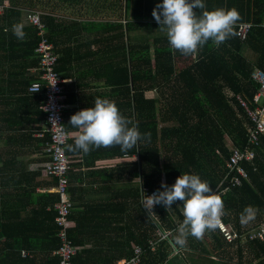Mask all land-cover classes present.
Segmentation results:
<instances>
[{
    "label": "trees",
    "instance_id": "trees-1",
    "mask_svg": "<svg viewBox=\"0 0 264 264\" xmlns=\"http://www.w3.org/2000/svg\"><path fill=\"white\" fill-rule=\"evenodd\" d=\"M209 1L221 4V7L236 8L238 20L255 26L245 40H240L236 37L235 25L241 22H236L231 36L223 43L216 45L209 40L193 52L183 54L169 45L166 33L151 39L141 38L140 32L152 26L148 18L152 17V8L158 0H77V4H82L80 7L68 0H0V50L5 62L38 70L41 57L37 47L44 39L55 58L53 70L62 79L61 66L67 61L65 52L59 49L56 33L76 28V37L82 39L78 49L86 51V59L91 57L90 73L95 72L98 79H104L105 86L111 89L109 96L119 111L128 107L130 126L134 124L141 133H149L129 149L130 155H137V160L131 159L130 174H140L144 188L150 193L158 192L162 190V183L171 185L180 174L187 172L198 174L221 196L224 205L221 218L232 225V228L228 227L235 234L234 240L227 242L216 227L206 229L200 238L189 235L186 243L178 246L174 237L183 220L179 212L182 208L178 206L181 201L177 199L170 208L155 204L152 214L159 218V228L165 226L172 233L152 250L148 240L155 238L152 233L157 226L146 214L144 234H131L130 237L131 243L142 248L141 264H264V241L253 239L241 244L242 238L264 222V135L254 147L252 161L242 164L248 179L242 180L238 187L221 192L227 186L224 178L230 148H243L252 127L237 96L246 101L252 99L258 85L251 75L255 68H264V29L259 27L264 20V0ZM68 8L76 10L77 16L71 17L74 20L64 21L57 17ZM22 12L28 27L23 29L25 39L18 40L11 28L14 23H19ZM29 15H37L43 29L29 22ZM154 22L153 27L160 28L157 21ZM40 30H43L42 34ZM244 48L256 54L255 63L243 56ZM38 72L35 79L26 82V89L30 94L43 95L45 101L43 90L29 91L31 83L40 79ZM62 85L64 89L63 82ZM151 92H155L156 97H147ZM45 147L47 164L49 157ZM136 197L138 203L139 196ZM246 205H253L257 209L256 215L241 224L240 213ZM53 211L55 229L49 237L56 238L52 249L57 250L59 228L57 212ZM171 212L176 214L179 222L173 220L174 213ZM70 215L71 211L67 215V235L76 251L69 233ZM1 232L7 239L11 238L9 231ZM33 244L36 248L37 237ZM18 249V252L21 249L32 251L22 244ZM132 252L130 246L125 260L133 255ZM14 255L19 258L20 254ZM58 262L57 255L49 261L50 264Z\"/></svg>",
    "mask_w": 264,
    "mask_h": 264
},
{
    "label": "crops",
    "instance_id": "crops-1",
    "mask_svg": "<svg viewBox=\"0 0 264 264\" xmlns=\"http://www.w3.org/2000/svg\"><path fill=\"white\" fill-rule=\"evenodd\" d=\"M76 1L68 0V3L80 7L82 4ZM204 3L209 11L221 7L209 0ZM203 10L197 9V14ZM72 16H77L73 8L57 14L64 21L74 20ZM18 20L23 29L28 27L23 12ZM76 35L75 27L56 33L59 49L65 52L67 61L61 66L60 75L66 94L63 115L70 165L68 196L73 204L69 233L77 247L74 264L121 263L128 256L129 247L136 245L130 241L131 234H144L146 214L157 226L152 233L153 240L160 242L157 231L166 228H159L160 220L152 214L155 204L150 210L144 207V197L150 192L143 187L140 174H130V162L137 160L136 154L130 155L129 149L121 152L119 145L95 147L87 154L68 148V145L75 147L74 138L78 134L69 124L70 116L91 107L98 96L113 100L104 79H98L95 72L90 73L91 57L86 59V51L78 49L82 39ZM242 53L248 61L256 62V54L250 49L244 48ZM3 57L0 50V264H50L52 257H56V249H52L56 238L49 237L55 229V213L51 208L58 199L54 191L56 181L45 172L44 147L48 134L44 96L30 94L26 89V82L35 79L39 72L36 67L5 62ZM149 94L147 97H153ZM120 112L130 122L128 107ZM179 212L183 215L182 209ZM172 218L179 222L175 213ZM225 224L232 226L229 222ZM2 230L9 231L11 238L4 237ZM35 237L36 248L32 245ZM246 240L251 241L242 238L241 244ZM21 244L32 251L18 252ZM14 253L20 254L19 258Z\"/></svg>",
    "mask_w": 264,
    "mask_h": 264
},
{
    "label": "clouds",
    "instance_id": "clouds-1",
    "mask_svg": "<svg viewBox=\"0 0 264 264\" xmlns=\"http://www.w3.org/2000/svg\"><path fill=\"white\" fill-rule=\"evenodd\" d=\"M194 9H204L198 15ZM152 16L166 32L169 45L183 54H189L209 40L216 45L228 39L233 25L239 19L236 8L218 7L206 10L204 0H158ZM12 32L23 39L25 32L22 23H14ZM69 124L78 130L74 146L69 150H80L87 154L92 148L119 145L124 152L149 133H141L121 114L115 102L109 98L96 97L93 105L81 109L70 116ZM157 193L144 197V207L151 209L153 204H163L170 208L177 199L181 201L183 220L178 225L174 243L183 246L189 235L200 238L206 229H215L221 224L223 201L219 194L210 188L206 180L198 174H180L173 184L162 183ZM257 209L246 205L240 213V223L254 219Z\"/></svg>",
    "mask_w": 264,
    "mask_h": 264
},
{
    "label": "built area",
    "instance_id": "built-area-1",
    "mask_svg": "<svg viewBox=\"0 0 264 264\" xmlns=\"http://www.w3.org/2000/svg\"><path fill=\"white\" fill-rule=\"evenodd\" d=\"M28 20L43 29V25L40 23L37 15H29ZM235 26L236 37L240 40H245L255 25L251 22H241ZM259 27L264 29V20L259 24ZM42 33L43 30H40V34ZM37 52L41 57L40 67L38 69L40 71V79L31 83L29 91L38 92L43 90L45 94L43 110L45 112V131L49 137V142L45 147V152L49 157V162L45 166V172L50 177L56 179L54 191L58 196L57 201L53 205V209L57 212L56 223L59 228L57 237L60 240V245L55 251V254L59 258L58 264H72V258L76 251L67 235V215L71 211L73 204L68 196V173L70 166L66 153L68 134L63 115L65 108L64 100L66 97L62 85L63 80L53 70L55 58L50 52V45L47 41L42 39L39 42ZM251 77L258 85L257 92L251 100L246 101L240 96H237V99L252 122V127L248 131L246 145L243 148H230L231 154L226 167L227 175L224 178L227 181V186L221 192L229 190L230 187H238L241 185L242 180L248 179V174L242 164L252 161L255 157L254 147L259 145L260 136L264 135V68L254 69ZM154 193L157 192L153 191L149 195ZM217 228L227 242L235 239V234L223 222L222 218L221 224ZM171 232L158 230L159 240L162 241L168 238ZM244 238L249 240H264V224ZM158 242L155 240L149 242L152 250L155 249ZM132 251L133 255L128 260L117 264H141L142 248L135 245L132 246Z\"/></svg>",
    "mask_w": 264,
    "mask_h": 264
},
{
    "label": "rangeland",
    "instance_id": "rangeland-1",
    "mask_svg": "<svg viewBox=\"0 0 264 264\" xmlns=\"http://www.w3.org/2000/svg\"><path fill=\"white\" fill-rule=\"evenodd\" d=\"M153 8H152V10H153ZM195 10H197V9H194V11ZM143 13H145V10L143 11ZM152 17L148 18V20L152 22V26L149 27L148 29L140 32V35H141V38L142 39H147V38L151 39L153 37L160 36V35H164L166 33L165 30L163 29V27H160V28L153 27V25L156 24V23L154 22L155 21L154 17L153 18ZM147 95H150V94H147ZM151 95L153 97H156V93L155 92H151Z\"/></svg>",
    "mask_w": 264,
    "mask_h": 264
}]
</instances>
